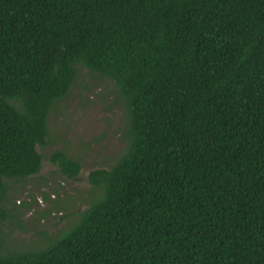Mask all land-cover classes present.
I'll use <instances>...</instances> for the list:
<instances>
[{
	"label": "trees",
	"instance_id": "trees-1",
	"mask_svg": "<svg viewBox=\"0 0 264 264\" xmlns=\"http://www.w3.org/2000/svg\"><path fill=\"white\" fill-rule=\"evenodd\" d=\"M79 66L116 82L128 145L72 226L9 249ZM0 264H264V0H0Z\"/></svg>",
	"mask_w": 264,
	"mask_h": 264
},
{
	"label": "rangeland",
	"instance_id": "rangeland-1",
	"mask_svg": "<svg viewBox=\"0 0 264 264\" xmlns=\"http://www.w3.org/2000/svg\"><path fill=\"white\" fill-rule=\"evenodd\" d=\"M127 105L116 82L85 66L66 97L59 100L48 122L51 139L37 146L43 155L41 171L12 184L14 223L7 220L3 230L9 249L30 248L55 238L80 217L90 202L101 194L89 180L96 168H110L128 145ZM63 150L82 164L80 174L67 178L49 156Z\"/></svg>",
	"mask_w": 264,
	"mask_h": 264
}]
</instances>
